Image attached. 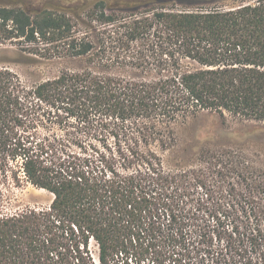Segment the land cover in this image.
<instances>
[{"label": "trees", "instance_id": "16d2710c", "mask_svg": "<svg viewBox=\"0 0 264 264\" xmlns=\"http://www.w3.org/2000/svg\"><path fill=\"white\" fill-rule=\"evenodd\" d=\"M222 1L0 5V44L103 69L26 85L0 67V264H176L196 242L209 264H264V171L225 148L203 149L197 167L163 159L190 117L264 125V0ZM62 120L63 143L40 131ZM111 138L118 167L70 146L110 151ZM25 183L51 204L12 210Z\"/></svg>", "mask_w": 264, "mask_h": 264}, {"label": "rangeland", "instance_id": "374dc122", "mask_svg": "<svg viewBox=\"0 0 264 264\" xmlns=\"http://www.w3.org/2000/svg\"><path fill=\"white\" fill-rule=\"evenodd\" d=\"M48 0H0V5L21 6L23 8H38L43 7ZM249 1V0H245ZM242 3V0H224L221 4L227 7L236 6ZM20 44H0V67H6L17 73L26 85H31L35 82L54 77L63 70H82L92 69L102 71L99 66L87 62L85 58H53L47 59L38 55H29L21 51ZM116 73L130 75L128 69H113ZM177 136L176 145L169 151L163 154L165 166L167 168H175L179 166L200 165L199 153L203 149H231L234 152L244 156L251 165L259 170L264 171V125L255 121H242L227 115L226 118H221L217 114L203 113L196 117H190L186 121H179L174 125ZM41 132L51 133L60 139L63 143V136H66V130L63 129V120L55 124H50L49 129L40 128ZM95 147H89V151L83 152L78 146L70 144L71 150L76 151L82 157L84 156H99L106 153L108 157H115L117 167L120 165L118 159V147L115 139L111 138L109 151L100 142L92 140ZM232 178L225 176V188L228 187ZM236 181V180H235ZM233 181L232 184L237 188H242L238 185V181ZM12 210L25 208H42L48 207L54 195L46 189L37 188L30 183H25L22 187H14ZM187 214V213H185ZM190 215V214H187ZM192 216V214H191ZM193 217V216H192ZM202 219L201 214L197 216ZM205 218V217H204ZM194 218L190 223H194ZM214 221V220H212ZM190 250L180 251L176 249L177 258L176 264L183 262L191 264H209L208 258L204 254V246L198 244L189 246ZM175 264V263H174Z\"/></svg>", "mask_w": 264, "mask_h": 264}]
</instances>
